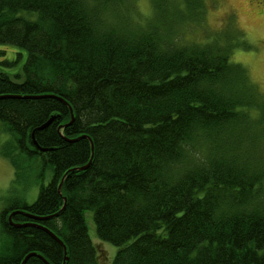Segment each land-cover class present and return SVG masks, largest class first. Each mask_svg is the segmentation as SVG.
I'll list each match as a JSON object with an SVG mask.
<instances>
[{
	"label": "trees",
	"instance_id": "16d2710c",
	"mask_svg": "<svg viewBox=\"0 0 264 264\" xmlns=\"http://www.w3.org/2000/svg\"><path fill=\"white\" fill-rule=\"evenodd\" d=\"M152 2L140 25L135 0H0V47L28 52L11 73L0 49V155L41 185L1 212L0 264H104L88 211L113 264H264V97L187 40L202 1Z\"/></svg>",
	"mask_w": 264,
	"mask_h": 264
},
{
	"label": "rangeland",
	"instance_id": "374dc122",
	"mask_svg": "<svg viewBox=\"0 0 264 264\" xmlns=\"http://www.w3.org/2000/svg\"><path fill=\"white\" fill-rule=\"evenodd\" d=\"M205 7V15L189 22L187 30H194V36L188 35L189 43L199 45L217 42L232 48L231 62L245 68L249 81L258 68V55H264V25L257 23V13H264V0H200ZM253 5H260L254 8ZM134 12L129 15L136 24L146 25L156 15L152 0H135ZM156 17V16H155ZM170 21H168V24ZM179 30V27H178ZM6 51V59L15 62L12 68H6L11 73H20L28 58V52L13 46H2ZM257 89V88H256ZM258 90V89H257ZM264 97V92L258 90ZM10 139L7 133L0 131L1 147ZM50 175L44 181L47 186ZM15 171L9 160L0 155V214L9 203L20 202L33 204L41 189V185L33 184L28 179L18 184L12 190ZM90 236L96 248L104 255V264H113L119 248L101 241L98 237L93 212L85 214Z\"/></svg>",
	"mask_w": 264,
	"mask_h": 264
},
{
	"label": "clouds",
	"instance_id": "9594fccd",
	"mask_svg": "<svg viewBox=\"0 0 264 264\" xmlns=\"http://www.w3.org/2000/svg\"><path fill=\"white\" fill-rule=\"evenodd\" d=\"M253 7L258 8L260 5H253ZM257 23L264 25V13H257ZM257 61L259 66L251 78V83L259 91L264 92V55H258ZM258 147L261 151H264V134L259 139Z\"/></svg>",
	"mask_w": 264,
	"mask_h": 264
},
{
	"label": "water",
	"instance_id": "95a60500",
	"mask_svg": "<svg viewBox=\"0 0 264 264\" xmlns=\"http://www.w3.org/2000/svg\"><path fill=\"white\" fill-rule=\"evenodd\" d=\"M49 124L50 123H48V125H45L43 128H42V130L43 129H45V128H47L48 126H49ZM92 150L94 151V146L92 145ZM93 156V155H92ZM90 165V164H89ZM89 165L88 166H86V167H83V168H80V170L81 171H83V170H86L88 167H89ZM62 186H63V183H61V185L59 186V192L61 193L62 192ZM10 221H12V219H11V217H10ZM47 232H49L50 234H51V236L54 238V239H56V240H58L62 245H63V247H64V249H65V253L67 254V249H66V246L64 245V243L58 238V237H56L52 232H50V231H47ZM29 257H27V259H28ZM27 259L24 261V263L23 264H25L26 263V261H27ZM68 260V258H66V261ZM47 263V262H46ZM47 264H49V263H47Z\"/></svg>",
	"mask_w": 264,
	"mask_h": 264
}]
</instances>
